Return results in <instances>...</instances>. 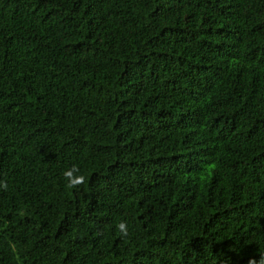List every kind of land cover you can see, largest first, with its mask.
<instances>
[{
  "label": "trees",
  "instance_id": "16d2710c",
  "mask_svg": "<svg viewBox=\"0 0 264 264\" xmlns=\"http://www.w3.org/2000/svg\"><path fill=\"white\" fill-rule=\"evenodd\" d=\"M0 264H264V0H0Z\"/></svg>",
  "mask_w": 264,
  "mask_h": 264
},
{
  "label": "clouds",
  "instance_id": "9594fccd",
  "mask_svg": "<svg viewBox=\"0 0 264 264\" xmlns=\"http://www.w3.org/2000/svg\"><path fill=\"white\" fill-rule=\"evenodd\" d=\"M76 171H78V169L75 168V166H74L71 171L65 172V176L69 178L68 187H76L77 185H80V184L84 183V179L85 178L82 175L73 177V172H76ZM120 228H121V230H123L124 229V225L121 224Z\"/></svg>",
  "mask_w": 264,
  "mask_h": 264
}]
</instances>
